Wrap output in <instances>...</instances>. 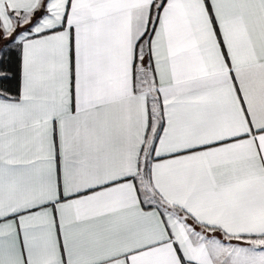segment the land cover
<instances>
[{
  "label": "snow or ice",
  "instance_id": "obj_1",
  "mask_svg": "<svg viewBox=\"0 0 264 264\" xmlns=\"http://www.w3.org/2000/svg\"><path fill=\"white\" fill-rule=\"evenodd\" d=\"M0 264H264V0H0Z\"/></svg>",
  "mask_w": 264,
  "mask_h": 264
}]
</instances>
